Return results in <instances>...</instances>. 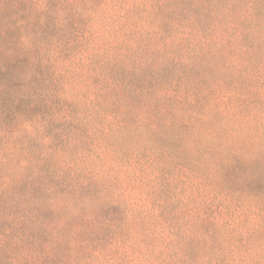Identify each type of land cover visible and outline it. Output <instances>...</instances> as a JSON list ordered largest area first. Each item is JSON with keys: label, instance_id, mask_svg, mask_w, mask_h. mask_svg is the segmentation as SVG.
<instances>
[{"label": "trees", "instance_id": "1", "mask_svg": "<svg viewBox=\"0 0 264 264\" xmlns=\"http://www.w3.org/2000/svg\"><path fill=\"white\" fill-rule=\"evenodd\" d=\"M0 264H264V0H0Z\"/></svg>", "mask_w": 264, "mask_h": 264}]
</instances>
